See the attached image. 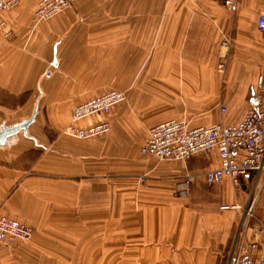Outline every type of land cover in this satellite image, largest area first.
<instances>
[{
	"label": "crops",
	"instance_id": "obj_1",
	"mask_svg": "<svg viewBox=\"0 0 264 264\" xmlns=\"http://www.w3.org/2000/svg\"><path fill=\"white\" fill-rule=\"evenodd\" d=\"M37 1L1 14L9 37L0 39V90L35 99L40 88L56 132L75 105L110 90L126 93L133 109L153 107L140 105L153 100L148 93L175 92L171 108L207 110L189 125L235 123L252 97L264 108V0H233L234 11L225 0H75L33 25ZM223 60L224 73L216 69ZM118 110L103 138L57 135L53 147L41 140L45 156L0 157V211L32 228L29 242L0 244V264H228L239 231L264 241L244 217L241 186L253 173L238 185L208 184L215 151L185 161L144 156L149 127L183 111L146 119Z\"/></svg>",
	"mask_w": 264,
	"mask_h": 264
},
{
	"label": "built area",
	"instance_id": "obj_2",
	"mask_svg": "<svg viewBox=\"0 0 264 264\" xmlns=\"http://www.w3.org/2000/svg\"><path fill=\"white\" fill-rule=\"evenodd\" d=\"M75 0H38L32 13L31 22L36 25L70 8ZM19 0H0V28L4 24L2 12L17 6ZM224 4L232 11L236 9L233 0ZM257 28L264 30V14H259ZM225 61L217 64L223 70ZM119 90H110L90 98L71 109L75 115L93 111L106 112L108 107L124 98ZM221 110L224 107L221 106ZM105 122L83 127L72 126L69 130L78 136L93 134L102 128ZM103 130V128L101 129ZM139 151L142 155L156 160L185 161L194 155H209L215 151L219 164L203 172L208 184L230 179L237 185L240 178H247L251 173L257 180H264V108L259 98L252 97L250 105L241 119L235 123L217 122L209 125L191 126L185 119L171 118L149 127ZM239 153L242 155L240 156ZM190 179V178H188ZM220 210L240 209L239 204H220ZM264 238V224L257 228ZM31 228L16 217L0 211V244L14 246L27 242ZM228 264H264V241L253 237L246 238L238 232L231 244Z\"/></svg>",
	"mask_w": 264,
	"mask_h": 264
},
{
	"label": "rangeland",
	"instance_id": "obj_3",
	"mask_svg": "<svg viewBox=\"0 0 264 264\" xmlns=\"http://www.w3.org/2000/svg\"><path fill=\"white\" fill-rule=\"evenodd\" d=\"M3 28H4V24L0 28V39L2 37H4V38L9 37V33L4 32ZM0 45H1V41H0ZM216 69L219 70L218 67H216ZM224 70L222 71V73H224ZM158 93L159 92L148 93L149 95H152L154 97L153 100H150V98H148L145 102L142 100V102L140 104L141 106L151 104L153 106L152 108H136V109H133V108L128 107L127 106V96H126V93H124L125 94L124 98L120 101L112 103L108 107V109H107L108 111H106V112H104V111L99 112L97 110V111L89 112V113L83 114V115H75V114H72L70 111L68 118H66V122L60 126L59 132L58 131L56 132L53 128H51L50 125L48 124V122L46 121L47 120V111L41 110L42 113H40L39 118H38V122H37V128L38 127L40 128V136H42L40 141L42 140L46 144L49 143L50 147H53L54 145H52V144H53L55 138H57V135H60V136L64 135V136H67L69 138H73V139L78 140V141H88V140H93V139H97V138H103L106 134H108L111 131V124L109 121V115L111 114V112H113V111L115 112V110L117 108H119V110L116 113L125 114V115L130 114L131 116H140V117H145L146 119H148L152 116H155L158 112H160L162 110H167V111H171V112H178V111L182 112L183 111L182 113H180V115H182V116L179 119H185L187 122L189 119H191L193 117L203 118L204 116H206L207 110H205V109L199 110V109L171 108L170 105H174L175 101L178 99V94L175 92H172V93L171 92H166V93L162 92V93H165L163 95L158 94ZM148 94H143V95L146 96ZM143 95H142V99H143ZM166 96L169 98V100L162 101V100H164V98L166 100ZM33 99H34V96H32V94L28 93V92L14 95V94L4 93L3 91L0 90V119H6L7 121H15V120L20 119L21 117L29 115L30 111L32 110L30 107H32ZM220 110H221V108H220ZM100 122H103V123L105 122V125L101 124L103 130H101L102 128H100V129L96 130L93 134H90V135L78 136L75 133L71 132V130H69V124H71L72 126L76 125L78 127H83V126H87L90 124L95 125V123L98 124ZM194 124L195 125L191 124V126H197L198 125L197 123H194ZM30 145H31L32 149H34L36 151H31L33 153H31V154L29 153V156H33V158H34V155L37 157L39 155H44V156L46 155V148H42V147L37 148L33 145L32 142L30 143ZM144 156H146V155H144ZM148 157H150V156H148ZM150 158H152V157H150ZM158 161H160V160H158ZM252 181H253V184L250 183ZM262 182L264 183V180L260 181V180H257V178H254V180L250 179L247 184H244L241 186L242 189L244 191H246L248 194V204L252 205L251 216L248 217V222H247V224H248L247 228H249V227L253 228L252 231H254V227H255V231H256V227L258 228V226L260 224H264V211L263 210L258 211V216H257L256 211H255V208L257 206V200H258V193H259V190L261 189V185L263 184ZM214 184H218V183H214ZM249 230L250 229H248V231ZM31 236H32V228H31ZM31 236L29 237L27 242L30 241ZM246 238L251 239V238H253V235H250V237L247 236Z\"/></svg>",
	"mask_w": 264,
	"mask_h": 264
},
{
	"label": "water",
	"instance_id": "obj_4",
	"mask_svg": "<svg viewBox=\"0 0 264 264\" xmlns=\"http://www.w3.org/2000/svg\"><path fill=\"white\" fill-rule=\"evenodd\" d=\"M41 96L42 92L38 88L29 115L15 121L0 119V157L25 153L32 149L31 142L37 148H47L46 144L38 140L36 136L37 122L41 111L39 106Z\"/></svg>",
	"mask_w": 264,
	"mask_h": 264
},
{
	"label": "bare ground",
	"instance_id": "obj_5",
	"mask_svg": "<svg viewBox=\"0 0 264 264\" xmlns=\"http://www.w3.org/2000/svg\"><path fill=\"white\" fill-rule=\"evenodd\" d=\"M251 208H252V205L251 204H248L247 205V208H245V215L244 217L248 219L249 216H251Z\"/></svg>",
	"mask_w": 264,
	"mask_h": 264
}]
</instances>
